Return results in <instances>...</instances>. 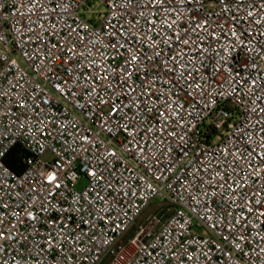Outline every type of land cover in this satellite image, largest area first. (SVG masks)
Wrapping results in <instances>:
<instances>
[{"label": "built area", "instance_id": "2783aa9c", "mask_svg": "<svg viewBox=\"0 0 264 264\" xmlns=\"http://www.w3.org/2000/svg\"><path fill=\"white\" fill-rule=\"evenodd\" d=\"M91 1L0 0V264H264V0Z\"/></svg>", "mask_w": 264, "mask_h": 264}, {"label": "rangeland", "instance_id": "374dc122", "mask_svg": "<svg viewBox=\"0 0 264 264\" xmlns=\"http://www.w3.org/2000/svg\"><path fill=\"white\" fill-rule=\"evenodd\" d=\"M107 8L104 3L100 2L99 0H92L91 2L87 3L83 9L82 13L86 16L87 19L91 20L92 22L99 21L102 14L106 12ZM87 180L81 179L78 183V188L82 189L86 186ZM162 205L160 200L154 201L151 206L147 208L143 216L140 218L139 223L145 222L146 218L154 214Z\"/></svg>", "mask_w": 264, "mask_h": 264}, {"label": "trees", "instance_id": "16d2710c", "mask_svg": "<svg viewBox=\"0 0 264 264\" xmlns=\"http://www.w3.org/2000/svg\"><path fill=\"white\" fill-rule=\"evenodd\" d=\"M7 164L16 172L23 171L21 157L18 155V149H14L7 158Z\"/></svg>", "mask_w": 264, "mask_h": 264}]
</instances>
